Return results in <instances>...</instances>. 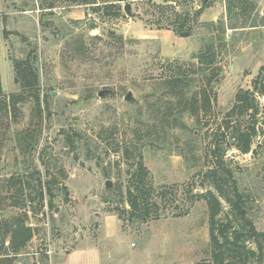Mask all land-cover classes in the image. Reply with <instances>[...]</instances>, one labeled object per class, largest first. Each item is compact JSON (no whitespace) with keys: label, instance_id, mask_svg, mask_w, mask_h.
<instances>
[{"label":"rangeland","instance_id":"1","mask_svg":"<svg viewBox=\"0 0 264 264\" xmlns=\"http://www.w3.org/2000/svg\"><path fill=\"white\" fill-rule=\"evenodd\" d=\"M51 1L0 0L6 101L21 95L13 60L28 62L37 76L34 92L25 91L10 106L13 112L0 113V224L13 227L22 220L32 233L20 253L11 254L13 264H57L80 249H96L100 264H213L207 203L195 196L215 192L206 175L216 171L232 177L247 219L264 234V107L257 105L255 118L238 111L228 117L237 93L251 92L259 73L264 80V0H247L254 8L243 19L236 11L227 14V0L133 1L131 19L124 3L123 17L102 19L88 6L55 3L53 10H43ZM203 2L208 6L196 19ZM185 14L191 36L179 47L165 34L178 37L173 30ZM110 33L122 36L124 44ZM78 37L83 47L72 45ZM200 54L215 63L200 71L194 59ZM170 67L196 80L190 94L206 91V109L201 97L184 111L162 96L158 84ZM128 93L133 102L125 100ZM166 113L176 127L159 122ZM227 122L255 127L252 152L234 148V128L227 130ZM29 130L38 131L37 144L22 151L15 134ZM217 146L224 152L217 153ZM139 154L160 210L145 223L129 219L125 200ZM34 179L41 183L43 202ZM14 180L22 182V195L18 186L10 187ZM15 202L22 209L12 207ZM222 207L228 214L227 204ZM2 238L9 248L10 233ZM247 245L255 256L246 264H264V237ZM223 264L239 263L230 258Z\"/></svg>","mask_w":264,"mask_h":264},{"label":"trees","instance_id":"2","mask_svg":"<svg viewBox=\"0 0 264 264\" xmlns=\"http://www.w3.org/2000/svg\"><path fill=\"white\" fill-rule=\"evenodd\" d=\"M133 1H153V0H52L46 8L43 10H53L55 8V3H66L69 6H88L91 9L92 14L100 15L102 19L110 18H120L123 17L120 4L131 3ZM164 2L166 0H163ZM247 0H227L226 2V12L229 15L234 12L237 18L243 19L246 16V13L249 12L253 5ZM208 6L206 2H203L201 7L194 12V17L197 19L202 14L203 9ZM251 7V9H250ZM51 15V14H50ZM187 14H185V19L182 20V26L177 29H174L173 32L180 38H188L191 36L190 30L185 29V23L187 20ZM219 24V23H218ZM44 29L48 28L47 24H40ZM111 38H116L118 42L124 44V39L122 36L116 37L113 33H110ZM75 39V40H74ZM72 39V45L82 46L83 42L80 37ZM194 59L198 64L196 66L202 71V69L207 65H213L215 63V58H207L206 55L194 56ZM13 69L15 73L14 83L19 86L21 95L27 92H34L36 85V68L29 65L28 62L13 60ZM177 71V72H176ZM176 71L172 68L166 69L168 76H163L159 82V88L162 92V96L165 98H170L176 100L177 106L183 108L186 111L188 104L196 103L199 104V97H201V107L206 109L210 104L209 96L206 94V91L202 89L199 93L190 94V86L192 83H195L194 78H188V74H183L181 68L178 67ZM204 71V70H203ZM202 73V72H201ZM197 73L193 72V76H196ZM260 73L257 75V78L253 82V90L249 91H240L237 93L235 98V104L228 114L231 118V114L235 111L242 115H248L249 118H255L258 115L257 101L254 98V93H264V80L260 78ZM214 77H210L206 80V85L209 86L213 82ZM259 87V88H258ZM18 96L16 99L11 98L6 101L2 93V87L0 84V113L7 114L10 106L13 107L22 101V96ZM33 101L38 104V97L32 96ZM199 101V102H200ZM163 104L162 101H160ZM168 111L171 110L172 104L169 102ZM11 109V108H10ZM14 110L11 109V112ZM37 112V111H36ZM160 114V113H159ZM170 115L169 113L162 115L160 117V123H166L167 126H174L177 124V120L168 121L167 118ZM163 117V118H162ZM231 123H226L227 130L234 128V133L232 136L234 148L241 154H249L253 144V140L257 135L254 126H248L246 128H241V125L230 126ZM224 138V137H223ZM38 140V131L29 130L21 133L15 134V142L17 147L22 151L30 152V150L37 144ZM217 153H221L222 149L220 146H217ZM125 156H128V150H124ZM139 159L132 164V170L129 171L130 177L128 180L126 188V204L128 205V217L132 221H139L145 223L150 219H156L159 216V206L152 197L154 190L151 188L150 183L146 184L149 172L144 167L140 154ZM207 181H209V187H211L215 192L207 191L205 194L196 195L195 198L203 199L207 203L208 207V216H209V245L211 249V262L213 264H223L227 259H233L238 261L239 264H246L247 261H250L254 256V250H251L247 243L250 240H253L255 237H264V234H257L252 223L246 217L245 204L242 196L239 194L236 183L232 177L222 175V172H208ZM34 182L39 186L38 197L40 202L44 201V193L41 188V183L37 182L34 179ZM50 183L46 182V191L48 196L51 197L50 192ZM229 184V186H227ZM17 192L22 195V182L17 180L13 181L10 187H17ZM26 186L30 188V183H27ZM19 194V195H20ZM18 195V196H19ZM227 204L229 212L228 214H223L222 202ZM12 207L22 209L19 202L12 204ZM1 208V205H0ZM223 215V216H222ZM222 216V217H221ZM11 230V231H9ZM10 233L11 239L9 243V248L5 249L3 245V240H0V264H13V258L11 254L18 255L27 243L32 238L31 230L26 228L23 224V221L20 220L13 227H2L0 224V238ZM2 238V239H3ZM262 247L258 246V251L262 253ZM237 263V262H236Z\"/></svg>","mask_w":264,"mask_h":264},{"label":"crops","instance_id":"3","mask_svg":"<svg viewBox=\"0 0 264 264\" xmlns=\"http://www.w3.org/2000/svg\"><path fill=\"white\" fill-rule=\"evenodd\" d=\"M215 17V16H214ZM218 21L217 18H213L212 20ZM147 34H151V32L147 31ZM166 38H172L174 41L179 43V47H181L182 41L185 39L176 37L172 32H166ZM168 35V36H167ZM152 37V36H151ZM164 50H166V45L163 44ZM194 47V46H192ZM173 48V47H171ZM3 90V88H2ZM99 254L96 249H80L73 251L70 255H68L63 262L57 264H100L99 263Z\"/></svg>","mask_w":264,"mask_h":264},{"label":"water","instance_id":"4","mask_svg":"<svg viewBox=\"0 0 264 264\" xmlns=\"http://www.w3.org/2000/svg\"><path fill=\"white\" fill-rule=\"evenodd\" d=\"M123 13L125 14V16H126L127 18H130V19L133 18L134 15L132 14V8H131L130 3H127V4H125V5L123 6ZM89 27H90L91 29H93V28H96L97 26H96L95 24H90ZM52 95H53V94H52ZM98 96L101 97V96H102V93H99ZM125 100L128 101V102H133V99H132L130 93H128V94L125 96ZM221 149H222V152H224V148L222 147ZM105 188H106L107 190L110 189V183H109L108 181L105 183Z\"/></svg>","mask_w":264,"mask_h":264},{"label":"built area","instance_id":"5","mask_svg":"<svg viewBox=\"0 0 264 264\" xmlns=\"http://www.w3.org/2000/svg\"><path fill=\"white\" fill-rule=\"evenodd\" d=\"M261 16H263V13H261ZM254 98L261 107H264V93H254Z\"/></svg>","mask_w":264,"mask_h":264}]
</instances>
